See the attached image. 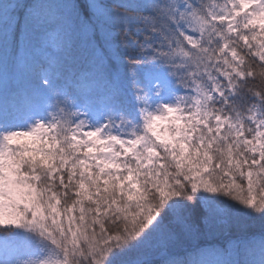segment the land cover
I'll list each match as a JSON object with an SVG mask.
<instances>
[{"label":"snow or ice","instance_id":"obj_1","mask_svg":"<svg viewBox=\"0 0 264 264\" xmlns=\"http://www.w3.org/2000/svg\"><path fill=\"white\" fill-rule=\"evenodd\" d=\"M257 57L264 0H0V226L50 245L0 264H264L211 241L264 225Z\"/></svg>","mask_w":264,"mask_h":264},{"label":"trees","instance_id":"obj_2","mask_svg":"<svg viewBox=\"0 0 264 264\" xmlns=\"http://www.w3.org/2000/svg\"><path fill=\"white\" fill-rule=\"evenodd\" d=\"M109 2H111V0H109ZM256 61L257 64L264 63V61H259L258 57L256 58ZM261 71L262 69L259 67L255 68L254 76L249 77L248 79L254 81L256 84H260ZM161 163H163V161H161ZM262 230H264V225H262L260 220L240 217L233 220L226 230L211 237V241L223 248L228 246L230 242L234 243L240 237L245 235L258 238ZM31 236H33L34 242H32ZM49 250V243L35 234H30L14 227L11 230H8L4 226H0V260L11 262L29 259L42 260L47 258ZM174 254L177 257H183L185 252L183 249L177 248L174 250Z\"/></svg>","mask_w":264,"mask_h":264}]
</instances>
